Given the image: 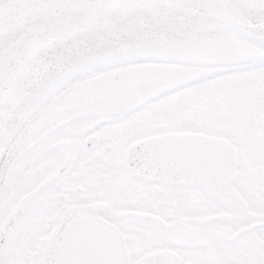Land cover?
Here are the masks:
<instances>
[{
	"label": "snow or ice",
	"instance_id": "1",
	"mask_svg": "<svg viewBox=\"0 0 264 264\" xmlns=\"http://www.w3.org/2000/svg\"><path fill=\"white\" fill-rule=\"evenodd\" d=\"M0 264H264V0H0Z\"/></svg>",
	"mask_w": 264,
	"mask_h": 264
}]
</instances>
